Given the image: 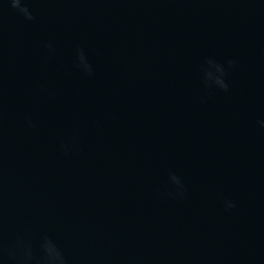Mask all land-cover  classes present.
<instances>
[{
    "label": "water",
    "instance_id": "obj_1",
    "mask_svg": "<svg viewBox=\"0 0 264 264\" xmlns=\"http://www.w3.org/2000/svg\"><path fill=\"white\" fill-rule=\"evenodd\" d=\"M26 2L34 21L0 0V237L48 234L70 264H264V0ZM206 56L238 65L201 102Z\"/></svg>",
    "mask_w": 264,
    "mask_h": 264
},
{
    "label": "clouds",
    "instance_id": "obj_2",
    "mask_svg": "<svg viewBox=\"0 0 264 264\" xmlns=\"http://www.w3.org/2000/svg\"><path fill=\"white\" fill-rule=\"evenodd\" d=\"M6 3L25 20L34 21L36 19L26 0H6ZM45 47L47 55L44 58L47 60L55 55L56 48L52 42L47 43ZM237 65L238 60L236 58H229L226 61H220L214 56L204 58V62L200 66V80L204 91L201 102H206L207 98L216 91L230 92L232 87L230 76ZM73 67L86 77L95 75L94 64L85 49L79 45L75 50ZM40 91L45 95L52 94L43 85L40 87ZM24 122L29 128L39 127L38 122L29 115L25 116ZM94 124L99 127L100 121L97 120ZM257 124L261 129H264V119H259ZM60 148L65 156L81 150L79 128L74 127L71 135L61 140ZM168 182L169 184L166 186L163 195L174 199L187 197V186L183 178L171 169L168 173ZM221 199L225 211H231L237 207L234 200L223 197ZM0 264H70V261L64 249L53 236L41 234L39 237H34L31 229L25 228L23 231L18 232L11 241L0 237Z\"/></svg>",
    "mask_w": 264,
    "mask_h": 264
}]
</instances>
